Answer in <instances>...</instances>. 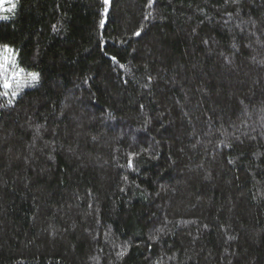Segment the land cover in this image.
<instances>
[{"label":"trees","instance_id":"obj_1","mask_svg":"<svg viewBox=\"0 0 264 264\" xmlns=\"http://www.w3.org/2000/svg\"><path fill=\"white\" fill-rule=\"evenodd\" d=\"M15 3L0 264H264V0Z\"/></svg>","mask_w":264,"mask_h":264},{"label":"snow or ice","instance_id":"obj_2","mask_svg":"<svg viewBox=\"0 0 264 264\" xmlns=\"http://www.w3.org/2000/svg\"><path fill=\"white\" fill-rule=\"evenodd\" d=\"M6 0H0V12L7 11L9 13L15 12L16 3L15 0H10V6L5 7ZM105 5L104 15L106 17L108 8L107 6L110 4V0H103ZM0 18H5L0 16ZM105 25V19L100 20V27L103 28ZM141 33L136 32L135 35L139 36ZM3 53H7L10 55H3ZM113 61H116L117 58L113 56L111 58ZM120 67H124V65H120ZM23 69L19 68L18 64L16 63V54L14 50L8 46L4 45L2 50H0V88L4 89V95L8 94V90L13 88V82H15L16 87H26V86H34L36 83L40 81V74L39 73H29L28 79L24 80L21 83L20 77L23 73ZM13 96H16L18 93L16 91H12L11 93ZM129 166H132V159H129ZM127 249H122L119 253L120 256H123L126 253Z\"/></svg>","mask_w":264,"mask_h":264},{"label":"rangeland","instance_id":"obj_3","mask_svg":"<svg viewBox=\"0 0 264 264\" xmlns=\"http://www.w3.org/2000/svg\"><path fill=\"white\" fill-rule=\"evenodd\" d=\"M3 55H10V54H7V53H3Z\"/></svg>","mask_w":264,"mask_h":264}]
</instances>
